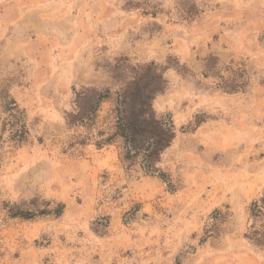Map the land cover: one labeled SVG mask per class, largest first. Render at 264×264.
<instances>
[{
	"label": "rangeland",
	"instance_id": "obj_1",
	"mask_svg": "<svg viewBox=\"0 0 264 264\" xmlns=\"http://www.w3.org/2000/svg\"><path fill=\"white\" fill-rule=\"evenodd\" d=\"M152 62L176 131L155 175L66 121ZM0 136V264L264 263V0H0Z\"/></svg>",
	"mask_w": 264,
	"mask_h": 264
},
{
	"label": "trees",
	"instance_id": "obj_2",
	"mask_svg": "<svg viewBox=\"0 0 264 264\" xmlns=\"http://www.w3.org/2000/svg\"><path fill=\"white\" fill-rule=\"evenodd\" d=\"M126 62L127 58L121 59L115 66L117 73H114L113 77L117 81L120 78L118 72ZM167 69V66L155 62L130 68L129 80L116 92L111 88H83L78 92L75 90L74 109L67 113L66 121L70 130H86L88 135L82 138L79 145L85 146L89 141H93L97 148L102 149L120 143L122 162H129L130 166L138 163L146 174L155 175L162 156L176 138L172 121L160 117L154 107L157 96L167 89ZM113 96H116V99L114 110L106 119L108 128L101 129L98 127L99 112L105 102L114 99ZM7 98L10 99L9 111H14L10 115L11 120L20 128L12 131L10 139L21 141L28 134V130L23 118L15 113L20 112L19 105L14 99L8 96Z\"/></svg>",
	"mask_w": 264,
	"mask_h": 264
},
{
	"label": "crops",
	"instance_id": "obj_3",
	"mask_svg": "<svg viewBox=\"0 0 264 264\" xmlns=\"http://www.w3.org/2000/svg\"><path fill=\"white\" fill-rule=\"evenodd\" d=\"M254 259H256V258H254ZM254 259H253V258H252V259H250V260H249V263H252V262L254 263ZM258 263H259V262H258ZM261 264H264V263H263V262H261Z\"/></svg>",
	"mask_w": 264,
	"mask_h": 264
}]
</instances>
